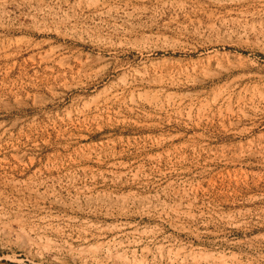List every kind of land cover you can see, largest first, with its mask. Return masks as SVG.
<instances>
[{"label": "rangeland", "instance_id": "obj_1", "mask_svg": "<svg viewBox=\"0 0 264 264\" xmlns=\"http://www.w3.org/2000/svg\"><path fill=\"white\" fill-rule=\"evenodd\" d=\"M0 264H264V0H0Z\"/></svg>", "mask_w": 264, "mask_h": 264}]
</instances>
